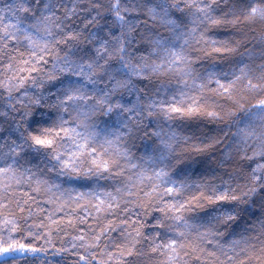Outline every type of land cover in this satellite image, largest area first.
I'll return each mask as SVG.
<instances>
[{
	"label": "snow or ice",
	"instance_id": "snow-or-ice-1",
	"mask_svg": "<svg viewBox=\"0 0 264 264\" xmlns=\"http://www.w3.org/2000/svg\"><path fill=\"white\" fill-rule=\"evenodd\" d=\"M225 29L236 35L219 38ZM249 29L253 47L241 52ZM137 34L148 48L133 60ZM60 75L75 80L57 100L72 119L24 136L10 112L30 106L29 83L42 90ZM134 81L157 88L143 102L115 101ZM0 102V264H264V218L227 242L223 231L264 199V0H0ZM237 111L248 119L225 159L248 162L242 192L175 178L167 161L181 137L160 123L158 152L128 146L142 115L219 121ZM101 113L118 126L99 130ZM209 206L223 207L196 219Z\"/></svg>",
	"mask_w": 264,
	"mask_h": 264
},
{
	"label": "clouds",
	"instance_id": "clouds-1",
	"mask_svg": "<svg viewBox=\"0 0 264 264\" xmlns=\"http://www.w3.org/2000/svg\"><path fill=\"white\" fill-rule=\"evenodd\" d=\"M96 0H81V3L86 6H91ZM100 2L107 3V0H100ZM89 16V9L85 7L81 15L77 16L73 21V25L82 29L84 27V20ZM139 32L146 37L153 29L150 26L138 25ZM89 32L92 28L87 29ZM248 35L244 37L246 40L241 52H246L253 47L254 40L257 35L256 32L247 30ZM95 34H99L97 29ZM219 38L228 39L236 35L235 32L229 29L221 30L216 33ZM240 38V37H238ZM139 45V47H137ZM148 45L140 34H137L129 43V54L136 60L141 55L147 54ZM256 50L259 52L260 45H256ZM89 50L81 48L77 50L76 55L86 56ZM210 61L205 60L199 65L202 70L210 65ZM229 63L219 65V68L228 70ZM51 70V65L43 66V70L39 76L47 77V72ZM75 83V80L70 75H60L59 79L45 83L41 90L38 83L35 87L29 83L27 86V94L33 97L30 106L26 105L24 109H18L16 113L10 112V117L14 123L20 125L19 132L27 136L29 133L35 132L42 127H51L63 119H72V110L69 113H64L57 104L58 97L62 95V89L69 83ZM106 83V81L104 82ZM97 88H102L103 84L95 85ZM157 88L155 81H134L133 87L126 92H123L115 97L124 105H132L137 103V96L142 98V102L151 97ZM21 95H24L22 92ZM0 107H3L0 102ZM25 111L32 113L31 117L25 115ZM141 123L135 127L134 134L128 140L130 150L137 156H142L146 153L159 151V140L153 136L152 133L156 129L157 124L160 123L165 129H169L178 133L181 137L177 145L176 152L172 158L167 161L170 168H174L173 175L177 179L185 177L192 181L199 180L204 184H209L211 187H219L222 191L225 187L231 184L233 189L243 191L241 187L246 183V176L249 168L247 161L238 162L237 159L226 160V154L232 151L237 143V136L235 135L238 127H242L248 117L242 112L237 111V116L231 120L212 121L207 118L182 119L176 118L171 121L160 120L155 117L147 118L142 115L139 117ZM99 130L105 131L113 127H117V117L113 115L99 114L96 117ZM12 131V129H9ZM16 134V133H13ZM187 138V139H184ZM209 144L212 147H207ZM195 146L204 148L202 152L194 150ZM43 159V157H40ZM45 163L47 161L45 160ZM239 194V193H238ZM221 207L209 206L205 210H196L194 216L201 221H207L210 217L216 215ZM264 218V199L257 196L254 202L242 207L241 214L237 222L230 225L229 228L223 229L227 232L224 237V242L230 240L234 235L251 229L253 224L259 219Z\"/></svg>",
	"mask_w": 264,
	"mask_h": 264
}]
</instances>
